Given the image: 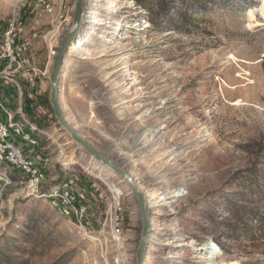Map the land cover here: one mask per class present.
Wrapping results in <instances>:
<instances>
[{"label": "rangeland", "instance_id": "374dc122", "mask_svg": "<svg viewBox=\"0 0 264 264\" xmlns=\"http://www.w3.org/2000/svg\"><path fill=\"white\" fill-rule=\"evenodd\" d=\"M46 1L52 12L37 0H0V38L16 16L29 34L37 19L31 54L51 74L50 22L68 20L60 48L77 0ZM113 1H86L78 40L90 33L89 52L65 59L61 104L147 200L157 196L145 264H264V0ZM96 7L101 18L121 12L120 21L89 30ZM50 74L33 103L23 100L26 119L44 131L28 155L46 173L41 192L74 180L91 234L2 165L11 184L0 192V264H136L139 201L58 123ZM3 91L13 110L21 107L12 88Z\"/></svg>", "mask_w": 264, "mask_h": 264}, {"label": "built area", "instance_id": "2783aa9c", "mask_svg": "<svg viewBox=\"0 0 264 264\" xmlns=\"http://www.w3.org/2000/svg\"><path fill=\"white\" fill-rule=\"evenodd\" d=\"M37 4L41 5L44 11H53L46 0H37ZM65 22L68 20L58 22L52 19L50 22L52 30L48 35L51 36L49 47L51 59L56 56L60 36L65 25H68ZM38 23L39 21L34 19V32L29 34L26 21L21 16H16L7 24V29L0 38V167L7 165L11 170L19 172L25 179L26 189L29 192L41 193L53 208L74 221L85 234H91L92 221L88 207L76 193L74 180L67 178L50 192H41L46 173L37 163L36 158L28 155L27 146L39 145L34 133H44V131L37 124L26 119V114L22 110L23 100L27 98L33 103L41 95L42 84L50 74L48 68H40L35 64L31 54L33 40L39 35ZM6 86L13 87L17 95L21 107L16 110L10 107L8 102L10 99L2 92ZM10 184L8 170L0 171V192ZM121 210V206H115L114 218L112 216L114 237H119L122 233V219L118 214Z\"/></svg>", "mask_w": 264, "mask_h": 264}, {"label": "water", "instance_id": "95a60500", "mask_svg": "<svg viewBox=\"0 0 264 264\" xmlns=\"http://www.w3.org/2000/svg\"><path fill=\"white\" fill-rule=\"evenodd\" d=\"M86 1L87 0H77L74 12V26L62 40L59 52L53 60L52 71L50 74L51 103L58 123L71 135L72 140L84 148V150L94 157V159H96L101 166L106 165L108 170L113 171L122 180H124L128 184L133 195L137 197L143 219V231L139 248L136 253V264H145L146 254L149 248L150 235L152 234L153 229L152 221L147 209V194L137 186L134 177L130 173L125 171L120 165H118L114 160L109 158L100 150L96 149L87 139L81 135L75 125L68 118L64 107L61 104V82L64 73L63 67L69 51L76 43L82 32V27L85 23L83 17Z\"/></svg>", "mask_w": 264, "mask_h": 264}, {"label": "bare ground", "instance_id": "6f19581e", "mask_svg": "<svg viewBox=\"0 0 264 264\" xmlns=\"http://www.w3.org/2000/svg\"><path fill=\"white\" fill-rule=\"evenodd\" d=\"M98 2H100V1H103V0H97ZM117 0H114L113 2L115 3ZM117 3L116 4H114L113 5V9H114V7H117ZM95 8V7H94ZM262 10H264V1H263V6H262ZM98 7H96V9L95 10H92L91 11V13L92 14H95L96 16H95V18L94 19H91L89 22L90 23H92L91 24V28H89V30H102V31H104V30H106L107 28V21H108V19L110 20V21H113V20H115L116 22H119L120 21V18H121V16H122V14H121V12H119V11H117V10H108V11H106V17L105 18H101V17H98ZM263 12V11H262ZM84 16H85V14H84ZM84 19L86 18V17H83ZM104 28H106V29H104ZM91 36H90V33L89 32H86L85 33V35H84V37H83V39H80V40H78V41H76V43L72 46V50L71 51H69V54L67 55V56H73V57H82V56H84L86 53H88L89 51H88V48H87V45L86 44H88L89 42H90V40H89V38H90ZM79 38V37H78ZM86 38V39H85ZM121 49V47L119 46L118 47V50H120ZM117 50V51H118ZM67 58V57H66ZM126 66H128V64H126ZM110 75H111V73H109V72H107L106 73V79H107V81L111 78L110 77ZM67 79V76L66 75H64V80H66ZM105 79V78H104ZM80 100V99H79ZM79 104L80 105H82L83 104V102L82 101H79ZM101 166V165H100ZM101 169L103 170V171H105V169L104 168H102L101 167ZM107 172V171H106ZM108 174V173H107ZM174 193V195L176 194V195H179V193L180 192H178V193H175V192H173ZM150 194V193H149ZM148 194V195H149ZM156 195L153 193H151L150 194V197H148L149 199L147 200V209H151V208H155L156 207V205H157V203H158V201L156 200ZM148 210V211H149ZM153 224L155 223V221L153 220V222H152ZM208 258H209V256H208ZM211 258H213V257H211ZM204 264V263H203Z\"/></svg>", "mask_w": 264, "mask_h": 264}, {"label": "crops", "instance_id": "0c3cea01", "mask_svg": "<svg viewBox=\"0 0 264 264\" xmlns=\"http://www.w3.org/2000/svg\"><path fill=\"white\" fill-rule=\"evenodd\" d=\"M12 88V90H13V87H11V86H7V89L8 88ZM5 90H6V88H5ZM3 93H4V91H3ZM31 107V106H30ZM27 148H28V152H33V149H34V147H29V146H27Z\"/></svg>", "mask_w": 264, "mask_h": 264}, {"label": "trees", "instance_id": "16d2710c", "mask_svg": "<svg viewBox=\"0 0 264 264\" xmlns=\"http://www.w3.org/2000/svg\"><path fill=\"white\" fill-rule=\"evenodd\" d=\"M250 1H252V2H253V0H250Z\"/></svg>", "mask_w": 264, "mask_h": 264}]
</instances>
